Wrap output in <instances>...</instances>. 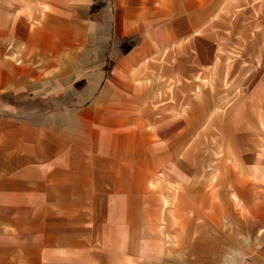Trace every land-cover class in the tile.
<instances>
[{
	"label": "crops",
	"instance_id": "crops-1",
	"mask_svg": "<svg viewBox=\"0 0 264 264\" xmlns=\"http://www.w3.org/2000/svg\"><path fill=\"white\" fill-rule=\"evenodd\" d=\"M262 90L264 0H0V264H184L172 234L215 264L195 142L212 115L256 170L240 231L264 263Z\"/></svg>",
	"mask_w": 264,
	"mask_h": 264
},
{
	"label": "rangeland",
	"instance_id": "rangeland-1",
	"mask_svg": "<svg viewBox=\"0 0 264 264\" xmlns=\"http://www.w3.org/2000/svg\"><path fill=\"white\" fill-rule=\"evenodd\" d=\"M7 27L9 31L15 29L13 25ZM17 28H19L17 29L19 31L24 29V26L21 24ZM11 41H8L9 46L8 52H5L6 54L14 52L18 48ZM12 59L15 60V58ZM261 95L264 97V90H262ZM225 111L226 107L224 105H218L215 108L216 115ZM262 111L264 115V105ZM213 116H211L212 120L209 121V117H207L201 124L200 132L195 139L199 147L200 168L197 177L199 184L196 185H199L201 193L200 208L202 215L200 223L203 224L204 221L210 225V231L209 227L206 226L204 228L206 231L200 233L199 256L200 259H214L215 264H260L262 262H258V259L261 257L259 255L261 249L255 248L256 243H260V240H256L254 236L247 232L240 231L239 209H241V203L238 197L239 191L248 192L249 185H245V183L248 182L249 184L256 179L254 178L256 170L252 172V170L240 169V165L234 162L236 158L233 154L225 153V144L221 136L223 120L214 121ZM258 127L263 135L252 136L254 140L253 147L254 150L259 147L257 150H261L264 154V120L259 122ZM259 171L263 173V181L259 183V188L257 187L255 190L263 192L264 168ZM191 193V191H186L185 194L190 196ZM203 198L204 200H202ZM164 204L168 207L169 201L165 200ZM181 236L183 240H186L188 236L191 237V234L184 232ZM181 240L180 234H172L168 240L166 255L168 259L183 256L185 259L184 264H190L187 263V259H192V249L188 244H183L181 248L180 244L177 243ZM208 240H210L212 248L207 246ZM211 241H214V243Z\"/></svg>",
	"mask_w": 264,
	"mask_h": 264
}]
</instances>
